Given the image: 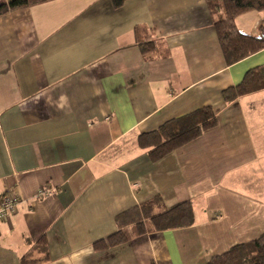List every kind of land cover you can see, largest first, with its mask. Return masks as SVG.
<instances>
[{"label":"crops","instance_id":"1","mask_svg":"<svg viewBox=\"0 0 264 264\" xmlns=\"http://www.w3.org/2000/svg\"><path fill=\"white\" fill-rule=\"evenodd\" d=\"M213 19L206 0H46L0 15V193L21 200L0 221V264H205L264 234V89L222 97L264 48L227 64ZM235 24L264 34V13ZM207 106L215 126L162 159L137 144ZM155 196V213L189 200L193 224L94 246Z\"/></svg>","mask_w":264,"mask_h":264},{"label":"trees","instance_id":"2","mask_svg":"<svg viewBox=\"0 0 264 264\" xmlns=\"http://www.w3.org/2000/svg\"><path fill=\"white\" fill-rule=\"evenodd\" d=\"M43 1L46 0H0V15ZM110 1L114 7H119L124 0ZM206 1L214 16L213 25L227 64L236 63L264 48V34L242 33L235 24L236 17L245 12L264 13V0ZM217 1L219 3L215 4ZM212 8H215V11ZM148 45L149 43L142 46L145 48ZM263 89L264 64L246 71L237 85L222 91V97L225 101H234L239 96ZM215 124L214 110L209 106L203 107L168 120L155 130L141 133L137 137V144L141 148H148L149 159L157 161L178 147L196 139L203 131L214 127ZM160 201L161 198L155 196L119 212L115 216L117 230L96 241L94 246L96 248L113 247L128 242L134 236L143 235L147 231H160L193 224V209L189 200L178 202L155 213L153 207ZM21 263L28 264L24 258ZM205 264H264V234L248 242L232 245L226 251L211 257Z\"/></svg>","mask_w":264,"mask_h":264},{"label":"built area","instance_id":"3","mask_svg":"<svg viewBox=\"0 0 264 264\" xmlns=\"http://www.w3.org/2000/svg\"><path fill=\"white\" fill-rule=\"evenodd\" d=\"M48 191L44 187L41 188L37 193V197L47 194ZM20 201L19 195L14 191L0 193V221L5 220L14 213Z\"/></svg>","mask_w":264,"mask_h":264},{"label":"rangeland","instance_id":"4","mask_svg":"<svg viewBox=\"0 0 264 264\" xmlns=\"http://www.w3.org/2000/svg\"><path fill=\"white\" fill-rule=\"evenodd\" d=\"M217 3H219V1H217L215 4H217ZM213 9V11H215V8H212ZM217 12V11H216ZM218 16V15H217Z\"/></svg>","mask_w":264,"mask_h":264}]
</instances>
